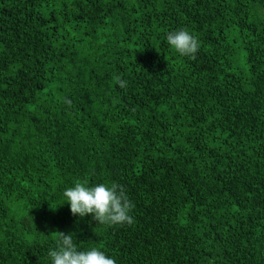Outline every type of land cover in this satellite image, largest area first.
I'll list each match as a JSON object with an SVG mask.
<instances>
[{"label":"trees","instance_id":"obj_1","mask_svg":"<svg viewBox=\"0 0 264 264\" xmlns=\"http://www.w3.org/2000/svg\"><path fill=\"white\" fill-rule=\"evenodd\" d=\"M84 179L134 224L74 216ZM56 231L117 264H264V0H0V264H51Z\"/></svg>","mask_w":264,"mask_h":264},{"label":"clouds","instance_id":"obj_2","mask_svg":"<svg viewBox=\"0 0 264 264\" xmlns=\"http://www.w3.org/2000/svg\"><path fill=\"white\" fill-rule=\"evenodd\" d=\"M167 43L179 55L190 57L193 60L200 49L198 38L185 29L170 31L166 37ZM119 87L126 88L127 81L119 76L114 78ZM63 103L72 106V100L63 97ZM65 203L70 205L74 216L85 217L91 215L97 224L133 225L131 215L135 204L130 200L123 184L112 182L110 184H90L87 179L76 181L74 186L63 191ZM55 238V247L48 250L51 264H117L116 260L108 256L98 247L81 249L78 247L72 233L62 231Z\"/></svg>","mask_w":264,"mask_h":264}]
</instances>
